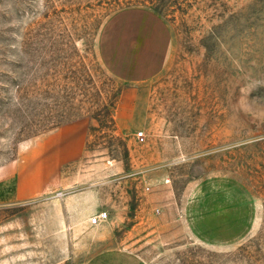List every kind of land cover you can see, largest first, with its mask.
Segmentation results:
<instances>
[{
  "label": "rangeland",
  "instance_id": "obj_1",
  "mask_svg": "<svg viewBox=\"0 0 264 264\" xmlns=\"http://www.w3.org/2000/svg\"><path fill=\"white\" fill-rule=\"evenodd\" d=\"M131 7L173 42L139 85L98 54ZM109 249L264 264V0H0V264Z\"/></svg>",
  "mask_w": 264,
  "mask_h": 264
},
{
  "label": "crops",
  "instance_id": "obj_2",
  "mask_svg": "<svg viewBox=\"0 0 264 264\" xmlns=\"http://www.w3.org/2000/svg\"><path fill=\"white\" fill-rule=\"evenodd\" d=\"M172 36L165 21L144 7L125 8L103 25L98 54L108 73L126 84L139 85L157 77L172 54ZM86 264H145L135 253L109 249Z\"/></svg>",
  "mask_w": 264,
  "mask_h": 264
},
{
  "label": "built area",
  "instance_id": "obj_3",
  "mask_svg": "<svg viewBox=\"0 0 264 264\" xmlns=\"http://www.w3.org/2000/svg\"><path fill=\"white\" fill-rule=\"evenodd\" d=\"M137 137L138 139L143 140V133H138ZM106 219H107V213L100 212L89 220V224L93 226L99 225L100 223L104 222Z\"/></svg>",
  "mask_w": 264,
  "mask_h": 264
}]
</instances>
